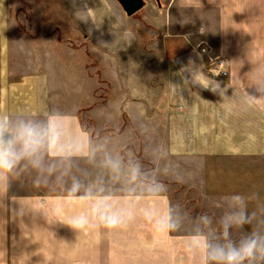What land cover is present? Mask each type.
<instances>
[{
	"label": "crops",
	"instance_id": "1",
	"mask_svg": "<svg viewBox=\"0 0 264 264\" xmlns=\"http://www.w3.org/2000/svg\"><path fill=\"white\" fill-rule=\"evenodd\" d=\"M94 5L97 63L89 72L65 39L46 37L51 26H42L41 40L27 37L0 0L4 139L26 124L55 134L51 145L45 136L0 170V264H220L213 240L239 246L249 238L247 222L229 215L220 233L161 184L136 192L135 145L143 142L155 173L183 183L190 175L168 174L169 159L264 157V0H146L154 23L145 16L133 26L138 18L121 14L119 4L117 19L103 0ZM105 31L115 45L104 43ZM201 45L229 63L227 78L209 74ZM13 150L23 152L22 139ZM77 217L87 220L83 229L67 223ZM106 217L118 225L106 227Z\"/></svg>",
	"mask_w": 264,
	"mask_h": 264
},
{
	"label": "rangeland",
	"instance_id": "2",
	"mask_svg": "<svg viewBox=\"0 0 264 264\" xmlns=\"http://www.w3.org/2000/svg\"><path fill=\"white\" fill-rule=\"evenodd\" d=\"M95 2L96 0H8V4L13 10V18L25 28L27 37L41 40L45 30L42 26H51L50 31L44 33L46 37L56 36L58 39L60 35L61 38L65 39L66 43L73 49L72 57L81 61L87 60L89 66L92 65L93 70L87 67L89 72L95 70L94 67L97 63L95 59L97 30L94 20ZM103 2L111 18V14L115 19L118 18L116 10L119 8L118 4L121 9L120 13L124 12L127 17H130L125 10L122 11V5L118 0H103ZM48 9L50 12L55 10L54 25L52 24V16H47ZM89 9L92 10L91 13H89ZM45 10L47 11L45 12ZM152 14L149 9L138 11L131 16L138 18V21L133 20L135 22L132 23V26L145 24V16L150 19L149 16ZM150 22L154 23L151 19ZM122 23L123 27L125 24L129 25V20ZM103 34L109 37V40L104 43L109 42V45H115L110 38L112 37L111 31H105ZM206 55L208 62L209 55ZM105 83H107L108 91H110L113 87L111 81L105 80ZM91 85L94 87L95 82H91ZM85 120L89 125H95L94 118L87 117ZM91 129L93 134L97 131L95 127H91ZM142 143L135 145V163L132 165L134 166V190L136 192H143L142 186L145 184L146 186L161 184V189L168 192L172 200L180 201L186 206L184 210L188 214L213 219L215 223L209 222L208 226L210 228L216 227L220 233L223 232L224 220L227 216L238 217L245 214L249 217L247 222L249 237L255 235L264 242V157L259 159L201 158L189 163L184 162L183 165L175 159H169V165L173 166L168 174L171 172L176 175L187 173L190 175L189 181L183 183L177 179H168L167 174L155 173L156 166L154 163L144 158L145 147ZM152 150L154 151V148ZM190 182L194 186H188L187 184ZM257 187L261 190L257 191ZM241 232L243 233V231ZM213 241H215V247L223 244V240ZM213 241H211V246H213ZM255 258L259 260V264H264V253L258 251Z\"/></svg>",
	"mask_w": 264,
	"mask_h": 264
},
{
	"label": "clouds",
	"instance_id": "3",
	"mask_svg": "<svg viewBox=\"0 0 264 264\" xmlns=\"http://www.w3.org/2000/svg\"><path fill=\"white\" fill-rule=\"evenodd\" d=\"M89 9V13H91ZM218 75V73H213ZM198 82L204 87H210L209 81L203 77H197ZM215 91V88H212ZM5 131V125L0 123V170H10L16 163V161L21 157V155H27L34 152L42 143L45 136L48 137L49 144L54 141L55 134L51 126L49 129L41 130L39 127L32 124L22 125L18 131V137H13L5 140L3 133ZM23 140V152L17 153L13 150V145L16 139ZM237 222L240 224L246 223L249 217L245 214L239 215ZM67 223L75 229H83L87 220L84 217H77L70 219ZM104 223L106 227L113 228L119 223L118 219L115 217L104 218ZM161 228L171 229L173 225L169 222L165 224L161 222ZM264 253V242L259 240L255 235L249 237L248 239L242 240L239 246L232 245L225 249L222 246H218L212 250L210 253L213 258L220 261V264H244V261H251L256 257L257 252Z\"/></svg>",
	"mask_w": 264,
	"mask_h": 264
},
{
	"label": "built area",
	"instance_id": "4",
	"mask_svg": "<svg viewBox=\"0 0 264 264\" xmlns=\"http://www.w3.org/2000/svg\"><path fill=\"white\" fill-rule=\"evenodd\" d=\"M200 52L209 55V61L207 62V71L209 74L217 79H225L230 74L229 63L223 56L217 55L213 52L211 46H199ZM213 73H218L214 75Z\"/></svg>",
	"mask_w": 264,
	"mask_h": 264
},
{
	"label": "water",
	"instance_id": "5",
	"mask_svg": "<svg viewBox=\"0 0 264 264\" xmlns=\"http://www.w3.org/2000/svg\"><path fill=\"white\" fill-rule=\"evenodd\" d=\"M127 15L132 16L137 13L144 5L143 0H118Z\"/></svg>",
	"mask_w": 264,
	"mask_h": 264
},
{
	"label": "bare ground",
	"instance_id": "6",
	"mask_svg": "<svg viewBox=\"0 0 264 264\" xmlns=\"http://www.w3.org/2000/svg\"><path fill=\"white\" fill-rule=\"evenodd\" d=\"M143 3H144V5H143V7H142L140 10H142V9L145 7L146 0H143ZM140 10H139V11H140Z\"/></svg>",
	"mask_w": 264,
	"mask_h": 264
}]
</instances>
